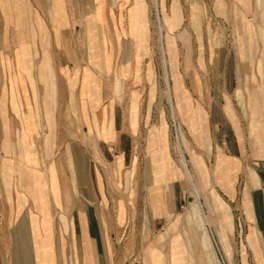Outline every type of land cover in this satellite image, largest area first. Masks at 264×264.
I'll list each match as a JSON object with an SVG mask.
<instances>
[{
	"label": "rangeland",
	"instance_id": "rangeland-1",
	"mask_svg": "<svg viewBox=\"0 0 264 264\" xmlns=\"http://www.w3.org/2000/svg\"><path fill=\"white\" fill-rule=\"evenodd\" d=\"M6 98L57 104L24 157L87 153L121 264H264V0H0Z\"/></svg>",
	"mask_w": 264,
	"mask_h": 264
},
{
	"label": "crops",
	"instance_id": "crops-1",
	"mask_svg": "<svg viewBox=\"0 0 264 264\" xmlns=\"http://www.w3.org/2000/svg\"><path fill=\"white\" fill-rule=\"evenodd\" d=\"M57 108L56 103L10 105L7 98L0 103V264H121L106 226L104 189L87 153L78 147L69 150L65 169L47 158L42 170L39 158L24 157V143H34L42 131L35 113ZM50 135L48 130L46 137ZM13 141L20 146L17 156L8 148ZM119 163L125 164L124 155ZM255 190L263 192L261 187ZM255 203L245 206V214L262 216L257 221L264 229L263 199ZM203 238L209 246L204 233ZM148 251L142 250L140 264H158V254Z\"/></svg>",
	"mask_w": 264,
	"mask_h": 264
},
{
	"label": "bare ground",
	"instance_id": "bare-ground-1",
	"mask_svg": "<svg viewBox=\"0 0 264 264\" xmlns=\"http://www.w3.org/2000/svg\"><path fill=\"white\" fill-rule=\"evenodd\" d=\"M194 192L198 195V192L194 189Z\"/></svg>",
	"mask_w": 264,
	"mask_h": 264
}]
</instances>
